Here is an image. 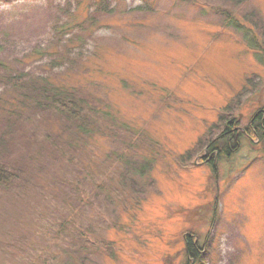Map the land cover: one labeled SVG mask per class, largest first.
I'll return each mask as SVG.
<instances>
[{"label":"rangeland","instance_id":"374dc122","mask_svg":"<svg viewBox=\"0 0 264 264\" xmlns=\"http://www.w3.org/2000/svg\"><path fill=\"white\" fill-rule=\"evenodd\" d=\"M85 62L109 113L91 173L33 91L2 114L13 84H85ZM0 63V162L18 173L0 264H182L186 237L198 264H264V144L245 129L264 105V0H0ZM229 121V153L207 154ZM67 218L90 234L57 237Z\"/></svg>","mask_w":264,"mask_h":264},{"label":"trees","instance_id":"16d2710c","mask_svg":"<svg viewBox=\"0 0 264 264\" xmlns=\"http://www.w3.org/2000/svg\"><path fill=\"white\" fill-rule=\"evenodd\" d=\"M226 20L227 24L230 23L229 25H233L235 27L240 26L236 20H233L232 16L227 17ZM68 26L69 23L66 26H58V29L60 30L58 32L63 31ZM72 41L74 40H71V42ZM77 75L83 76L86 83H75L71 82V80L61 78L62 81L55 84L45 78L42 79L43 84L41 86L39 84L42 82H38L36 84H32L27 80L26 84L21 83V81L17 82V80H21L17 77V83L13 84V87H11V90L14 91V93H12V96L9 97L7 107L2 108V114H13V111L22 110L24 105L29 104L31 101L35 102L36 97L41 98L44 102H46L47 106L58 109L59 111L57 114L59 119L65 124L70 122L74 126L73 135H75V137L77 136V141L79 143V145L76 146L74 155L76 154L81 157L80 160L84 158L88 160L90 165V168L88 169L91 173V162L92 165L96 164L94 156L98 159H102L100 156H97V153H95V150L93 149V139H96L97 134L103 138V133L99 131V129L103 128L104 122L108 120L109 113H104L100 109H96L94 112L91 110V106L98 104L99 101L95 99L91 90L87 91L91 85V68L89 67V63L85 62L82 67L79 68ZM27 90L33 91L34 94L36 93L37 95L35 98H29L27 95H22V92ZM83 91L86 93L91 92V101L89 98H86L88 94L82 93ZM18 95H20L21 98ZM79 107H82L83 109H78ZM95 117H97V121H94ZM65 129L66 126L64 127V131ZM245 129L250 136L257 139V142L264 144V105L258 107L256 111L252 113L249 124ZM228 130V127L225 128L220 136L211 140L205 146L207 154H213L216 151L219 154L229 153L228 149L230 146H228L229 144L225 141V136H223L225 133H228ZM234 134L235 133L230 134V141H233ZM213 160L214 156L212 155V158L208 162H213ZM140 167L134 169V173L139 172ZM17 178L18 173L14 169H9L6 165H4V162H0V188H8L14 181H16ZM74 224L75 222H73L72 219L67 218L66 221L60 225L61 231L57 237H61V235L65 232L69 234L71 233L73 237L77 235L79 238L90 234V229H72ZM185 240L184 255L180 260L182 261V264H198V262H202V248L190 238L186 237Z\"/></svg>","mask_w":264,"mask_h":264},{"label":"flooded vegetation","instance_id":"af4514ba","mask_svg":"<svg viewBox=\"0 0 264 264\" xmlns=\"http://www.w3.org/2000/svg\"><path fill=\"white\" fill-rule=\"evenodd\" d=\"M229 124H232V125H229ZM229 124L228 125H225V127H224V129L225 128H227L228 127V133H225L224 135L226 136V138H227V143L229 144V142H231L230 141V134H232V133H235L234 134V139L235 138H237V136H238V134H239V132H238V134H237V127L235 126V123L233 124L232 123V121H229ZM224 131V130H223ZM207 159V158H206ZM206 159H204V161L206 160ZM210 159H211V157L207 160V161H210ZM206 161V162H207Z\"/></svg>","mask_w":264,"mask_h":264}]
</instances>
